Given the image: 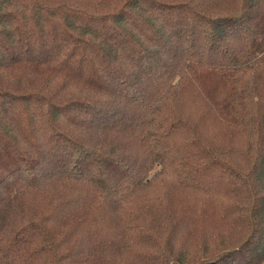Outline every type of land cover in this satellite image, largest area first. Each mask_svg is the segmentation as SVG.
Listing matches in <instances>:
<instances>
[{"label": "trees", "instance_id": "trees-1", "mask_svg": "<svg viewBox=\"0 0 264 264\" xmlns=\"http://www.w3.org/2000/svg\"><path fill=\"white\" fill-rule=\"evenodd\" d=\"M204 262L264 264V0H0V264Z\"/></svg>", "mask_w": 264, "mask_h": 264}, {"label": "rangeland", "instance_id": "rangeland-1", "mask_svg": "<svg viewBox=\"0 0 264 264\" xmlns=\"http://www.w3.org/2000/svg\"><path fill=\"white\" fill-rule=\"evenodd\" d=\"M188 104L190 106L186 107V108L190 112L193 110L197 111V108L195 106L197 104L195 101L191 100V102H188ZM199 111H200V109H199ZM217 185H219V184H217ZM155 191L163 199V201L165 202L164 204L166 206L171 205V208H172L171 210L174 211V216H182V218L184 220L183 223L186 224V228L184 230H182L180 232V234H182V235L185 234L188 241H190L189 243L186 242V246L188 244H192V241H191V240H193L192 237H193V235H195V233L197 231H198L197 233H199V234L200 233L201 234L208 233L207 235L211 236L210 242L211 241L213 242L214 239H216V240L218 239V235L216 234L214 228H215V226L217 227L216 224L219 222L220 216H217L215 214L219 205L216 201H215L216 204L214 203V200H218L217 197H214V194H212V201L211 202L199 205V202L197 201V197L199 196V193L194 195V194L190 193V190H187L188 192L183 191L181 186H178V185L173 184V183H171L170 186L169 185L167 186L166 183L158 180V182H154L148 188L149 194H147V196L153 204H150L151 208L147 205V208L149 207V211H148L149 213L146 215H143V216H159V215H157L158 204L155 205L154 200L152 198V196H154L153 193ZM141 198H142L141 195L140 196H132L129 199L126 198L121 203H119L120 208L118 207V210H117L118 216H129L127 214L128 210H131V212L134 215L135 211L140 212V210L145 209L144 207H142L143 199H141ZM125 211H126V213H125ZM106 215H108V214H106ZM101 216H103V215H101ZM101 216H95L93 223H91L94 225H90L91 228L95 229L94 230L95 235L97 234V231L99 229H101V230H99V232L100 231L106 232L107 228L110 227L108 225V223L106 222V220ZM108 216H110V215H108ZM138 216H142V215H138ZM112 219H114V218H112ZM112 219H111L110 224H112V222H113ZM225 221L220 223L221 225L217 229L222 230V231H227V232L235 231L232 228L229 230H226L228 228L227 224H229V221L226 218H225ZM87 224H89V223L87 222ZM78 230H80V229H78ZM242 232H245V231H242ZM56 234H57V232L55 233V235ZM224 240L225 239H223L221 242L225 243ZM191 246L192 245H190V247ZM207 263L208 262L199 263V264H207Z\"/></svg>", "mask_w": 264, "mask_h": 264}, {"label": "water", "instance_id": "water-1", "mask_svg": "<svg viewBox=\"0 0 264 264\" xmlns=\"http://www.w3.org/2000/svg\"><path fill=\"white\" fill-rule=\"evenodd\" d=\"M208 264V263H207Z\"/></svg>", "mask_w": 264, "mask_h": 264}]
</instances>
